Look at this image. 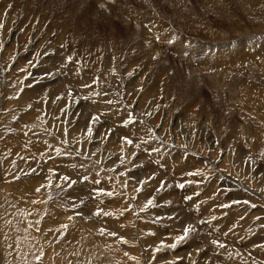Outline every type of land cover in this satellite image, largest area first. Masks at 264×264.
Segmentation results:
<instances>
[{
    "label": "rangeland",
    "instance_id": "obj_1",
    "mask_svg": "<svg viewBox=\"0 0 264 264\" xmlns=\"http://www.w3.org/2000/svg\"><path fill=\"white\" fill-rule=\"evenodd\" d=\"M134 29L136 41L129 38ZM86 36L88 45L81 40ZM0 71L9 73L0 81V264H46L48 236L68 255L49 249L53 259L62 257L57 264H95L84 248L89 244L98 247L102 264H264V0H0ZM66 72L75 78L53 94ZM28 87L41 96L34 111L19 104ZM94 101L107 110L89 112ZM72 130L84 140L81 154L84 146L92 150L90 160L87 152L81 156L87 161L78 157ZM71 158L81 173L75 184L67 172ZM88 163L95 165V191L87 194L91 178L82 171ZM9 172L24 176L8 182ZM33 179L42 183L41 201L21 195L36 189H28ZM77 190L89 196L77 200ZM94 195L103 198L94 203ZM83 201L89 208L81 209ZM60 205L69 232L54 237L45 210L55 213Z\"/></svg>",
    "mask_w": 264,
    "mask_h": 264
},
{
    "label": "bare ground",
    "instance_id": "obj_2",
    "mask_svg": "<svg viewBox=\"0 0 264 264\" xmlns=\"http://www.w3.org/2000/svg\"><path fill=\"white\" fill-rule=\"evenodd\" d=\"M44 1V0H43ZM49 1V0H48ZM45 2H46V0H45ZM81 2V1H80ZM80 2H79V5H80ZM97 2H100V1H97ZM164 2V1H163ZM174 2V1H173ZM77 3V2H76ZM165 3V2H164ZM48 4V3H47ZM51 4V3H50ZM78 4V3H77ZM77 4H75V5H77ZM95 4H96V2H95ZM147 4V3H146ZM73 5V4H72ZM103 5H105V4H103ZM108 5V4H107ZM148 5V4H147ZM39 6V5H38ZM48 6V5H47ZM162 6V5H161ZM240 6V5H239ZM245 6V5H244ZM35 7H37V6H35ZM59 7V6H58ZM67 7H69V6H67ZM77 7V6H76ZM75 7V8H76ZM85 7V6H84ZM90 7V6H89ZM222 7V6H221ZM50 8V10H55L56 9V7L53 9V6H51V7H49ZM62 8V7H61ZM131 7H128L127 6V8H126V10H129ZM116 9H118V8H116ZM175 9V8H174ZM49 10V9H48ZM60 10V9H59ZM121 10V9H120ZM131 10V9H130ZM44 11V10H43ZM62 12L63 11H65V10H61ZM132 11H134V10H132ZM171 11V10H170ZM175 11H176V9H175ZM174 11V12H175ZM178 11V10H177ZM258 11V10H257ZM36 12H40V11H37L36 10ZM35 12V13H36ZM259 12H260V10H259ZM42 13V12H41ZM44 13V12H43ZM72 13V12H71ZM115 13V12H114ZM47 14H49V13H47ZM54 14V13H53ZM74 14V13H73ZM67 15V14H66ZM69 15V14H68ZM133 15V14H132ZM140 15V14H139ZM143 15V14H142ZM142 15H141V17H142ZM40 16V15H39ZM49 16V15H48ZM55 16V15H54ZM63 16V15H62ZM137 16H138V14H137ZM260 16H261V14H260ZM38 17V16H37ZM42 17V16H41ZM45 17V16H44ZM51 17V16H50ZM53 17V16H52ZM61 17V16H60ZM144 17H146V16H144ZM54 18V17H53ZM52 18V19H53ZM150 18V17H149ZM148 18V19H149ZM52 19H50V20H52ZM145 19V18H144ZM148 19H145V20H148ZM42 20V19H41ZM54 20H56V19H54ZM253 20V19H252ZM141 21V20H140ZM155 22H157L156 21V19L154 20ZM51 22V21H50ZM56 22H58V21H56ZM71 22H72V20H71ZM142 22V21H141ZM148 22H149V20H148ZM43 23H45V21L43 22ZM54 23V22H53ZM99 23V22H98ZM154 23V22H153ZM47 24V23H46ZM73 24V23H72ZM144 24V23H143ZM142 24V25H143ZM148 25H149V23H147ZM158 24H159V22H158ZM56 25V24H55ZM145 25V24H144ZM59 26V25H58ZM124 26V25H123ZM141 26V25H140ZM65 27V26H64ZM67 27V26H66ZM78 27V26H77ZM80 27V26H79ZM132 27V26H131ZM130 27V28H131ZM136 27V26H135ZM148 27V26H147ZM231 27V26H230ZM44 28V27H43ZM143 28V27H142ZM109 29V28H108ZM122 29V28H121ZM58 30V29H57ZM81 30V29H80ZM112 30V29H111ZM136 30H138L137 32H139V33H144V32H142L141 31V28L139 29V27H138V29H136ZM141 32H140V31ZM222 30V29H221ZM17 31V30H16ZM130 31V30H129ZM195 31V30H194ZM232 31V30H231ZM58 32V31H57ZM80 32V31H79ZM111 32V31H110ZM126 32V31H125ZM134 32H135V29H134V31H133V34L132 33H130L129 32V38L132 40V41H136V38H135V35H134ZM145 32H147V31H145ZM151 32V31H150ZM149 32V33H150ZM200 32V31H199ZM11 33V32H10ZM139 33H138V37L137 38H140L142 41H143V37H141L142 35L140 34L139 35ZM13 34V33H12ZM77 35L79 34V33H76ZM95 34V33H94ZM136 34V33H135ZM151 34V33H150ZM257 34V33H256ZM16 35V33L15 34H13V36H15ZM63 35V34H62ZM87 35V34H86ZM102 35V34H101ZM112 35V34H111ZM113 35H114V33H113ZM123 35V34H122ZM125 35V34H124ZM144 35V34H143ZM175 35H177V34H175ZM64 36V35H63ZM79 36H81V33H80V35ZM148 36V35H147ZM152 36H154V37H157L156 35H152ZM65 37V36H64ZM116 37V36H115ZM127 38H128V36H126ZM125 36H124V39L126 38ZM146 37V36H145ZM154 37H152V38H154ZM164 37V36H163ZM162 37V38H163ZM97 38V37H96ZM109 38V37H108ZM128 38V39H129ZM209 38V37H208ZM101 39H103V38H101ZM119 39V38H118ZM118 39H116L117 40V42H118ZM151 39V38H150ZM167 43H168V41L169 40H172V37L171 38H169V37H165V38H163ZM81 40H83V42L82 43H84V44H87L88 43V37L86 36V37H82V39ZM123 40V39H122ZM213 40V39H212ZM222 40V39H221ZM126 41V40H125ZM148 41V40H147ZM172 41H174V40H172ZM215 41V40H214ZM220 41V40H219ZM34 42H37V37L35 36V38H34ZM111 42H112V40H111ZM120 43H121V41H119ZM123 42V41H122ZM127 42H129V40L127 41ZM127 42H125V43H127ZM144 42V41H143ZM212 42V41H211ZM42 43V42H41ZM102 43V42H101ZM116 43V42H115ZM124 43V44H125ZM132 43V42H131ZM136 43V42H135ZM151 43V42H150ZM174 43H176L175 45L174 44H172L173 46H172V48L173 47H175V48H177V50L178 49H181L180 47H183L182 45H179V42L177 41V40H175L174 41ZM133 44V43H132ZM138 44V43H137ZM145 44H147V43H145ZM177 44H178V46H177ZM218 44V43H217ZM34 45V44H33ZM36 45V44H35ZM88 45V44H87ZM87 45H84L85 47L87 46ZM128 45V44H127ZM148 45V44H147ZM147 45H145V47H148ZM153 45V44H152ZM69 46V45H68ZM92 46V45H91ZM95 46V45H94ZM150 46V45H149ZM163 46V45H162ZM168 46L170 47L171 45H168L167 44V48H168ZM98 47V46H97ZM131 46H129L128 48H130ZM151 47V46H150ZM154 47V46H153ZM89 48V47H88ZM94 48V47H93ZM96 48V47H95ZM95 48H94V50L93 51H95ZM123 48V47H122ZM121 48V49H122ZM126 48V47H125ZM128 48L126 49L127 50V52H128ZM214 48V47H213ZM217 48V47H216ZM33 49V48H32ZM77 49V48H76ZM34 50V49H33ZM92 50V49H91ZM120 50V49H119ZM153 50V49H152ZM151 50V51H152ZM182 50V49H181ZM129 51H130V49H129ZM155 51V50H154ZM158 51H159V49H158ZM45 52V51H44ZM92 52V51H91ZM130 52H132V51H130ZM179 52H180V50H179ZM147 53H148V51H147ZM151 53V52H150ZM154 53V52H153ZM159 53V52H158ZM235 53H238V51H235ZM11 54V53H10ZM70 54V53H69ZM89 54V53H88ZM91 54V53H90ZM93 54V53H92ZM146 54V53H145ZM156 54V53H155ZM21 55L23 56V54L21 53ZM20 55V56H21ZM153 55V54H152ZM235 55V54H234ZM240 55V54H239ZM5 56H7V55H5ZM10 56H12V55H10ZM33 56V55H32ZM144 57V56H143ZM152 57V56H151ZM156 57V56H155ZM155 57H152V58H154L155 59ZM158 57V56H157ZM95 59H96V56L94 57ZM181 58V57H180ZM242 58V57H241ZM149 59V58H148ZM162 59V58H161ZM239 59V58H238ZM237 59V60H238ZM37 60V59H36ZM144 60V59H143ZM156 60V59H155ZM158 60V59H157ZM160 60V59H159ZM154 61V60H153ZM152 61V62H153ZM164 61H165V59H164ZM232 61V60H231ZM243 60H241V63H243L242 62ZM158 62H160V61H158ZM157 62V63H158ZM239 62V61H238ZM238 62H234L235 64V66L236 67H238V68H240V69H242V68H246V67H244V65L243 66H240L239 65V63ZM110 63V62H109ZM23 64V63H22ZM112 64V63H111ZM152 64H155V63H152ZM244 64V63H243ZM246 64V63H245ZM248 64V63H247ZM88 65V64H87ZM234 65H233V67H234ZM43 66H44V64H43ZM113 66V65H112ZM171 66V65H170ZM169 66V67H170ZM228 66H230L229 68H232L231 66V64H229ZM27 67V66H26ZM35 67V66H34ZM148 67V66H147ZM30 68H32V67H30ZM176 68V67H175ZM227 68V67H226ZM160 69V68H159ZM172 69V68H171ZM5 70V69H4ZM31 70V69H30ZM111 70V69H110ZM163 70V69H162ZM178 70V69H177ZM6 71V70H5ZM35 71V70H34ZM61 71V70H60ZM172 71V70H171ZM232 71V70H231ZM230 71V72H231ZM14 72H18V71H14ZM21 72V71H20ZM32 72V71H31ZM229 72V71H228ZM229 72V73H230ZM0 73H1V71H0ZM19 73V72H18ZM28 73V72H27ZM182 73V72H181ZM226 73V72H225ZM233 73H234V71H233ZM245 73V72H244ZM35 74V73H34ZM70 74V75H69ZM209 74H210V72H209ZM218 74V73H217ZM228 74V73H227ZM226 74V76H229V75H227ZM243 74V73H242ZM1 75V74H0ZM24 75V74H23ZM22 75V76H23ZM177 75H178V73H177ZM182 75V74H181ZM191 75V74H190ZM219 75V74H218ZM220 75H221V73H220ZM2 77L0 78V81L1 82H3V78L5 79V77H9V73L7 74V73H5V74H2L1 75ZM20 76V75H19ZM29 76V75H28ZM39 76H41V75H39ZM112 76V75H111ZM195 76V75H194ZM49 77V76H48ZM75 78V74L74 73H68V72H66V73H61V75H60V79H62V82L60 83L61 85H59L60 86V89L59 90H57V89H54V93L53 94H56L57 92L59 93H61L62 92V88L64 87V86H66L67 84H65V83H67V82H69V81H73V79ZM190 77V76H189ZM212 77V76H211ZM243 77V76H242ZM19 78V77H18ZM28 78V77H27ZM79 78V79H78ZM15 79V78H14ZM32 79H33V77H32ZM56 79V78H55ZM54 79V80H55ZM76 79L78 80V82H83L84 84L86 83L87 84V82H86V78L85 77H83V75L82 76H77L76 75ZM94 79V78H93ZM220 79V78H219ZM218 79V80H219ZM18 80V79H17ZM53 80V79H52ZM173 80V79H172ZM20 81V80H19ZM26 81H30L29 79H26ZM43 81V80H42ZM51 81V80H50ZM57 81V80H56ZM149 81V80H148ZM32 82V81H31ZM89 82V81H88ZM170 82H171V80H170ZM173 82V81H172ZM217 82V81H216ZM225 82V81H224ZM19 83H21V82H19ZM50 83V82H49ZM91 83V82H90ZM95 84V83H94ZM148 84V83H147ZM174 84V83H173ZM241 84V83H240ZM32 85V84H31ZM37 85V84H36ZM57 85V84H56ZM64 85V86H63ZM58 86V87H59ZM70 86V85H69ZM89 86V85H88ZM37 87V86H36ZM35 87V88H36ZM53 87V86H52ZM2 88V87H1ZM0 88V89H1ZM41 88H42V86H41ZM70 88V87H69ZM92 88H94V87H91L89 90H91ZM100 88V87H99ZM114 88V87H113ZM112 89V88H111ZM235 89V88H234ZM238 88H236V90H237ZM240 89V88H239ZM36 89H34V88H30V87H28L27 89H26V91L20 96V98L19 99H22L21 101H20V103L19 104H21V106H24L27 110L29 109V111L31 110V111H34V99L36 100V105L38 104V102L41 100V96L40 95H38V93H36V91H35ZM47 90V89H46ZM93 90V89H92ZM241 90V89H240ZM39 91V90H38ZM41 91V90H40ZM133 91V90H132ZM238 91V90H237ZM259 91V90H258ZM1 92V91H0ZM89 92H91V91H89ZM64 93V92H63ZM177 93V92H176ZM240 93V92H239ZM40 94V93H39ZM48 94V93H47ZM53 94H51L52 96H53ZM229 94V93H228ZM258 94V93H257ZM96 95H98V94H96ZM100 95V94H99ZM168 95V94H167ZM263 95V94H262ZM261 95V96H262ZM48 96V95H47ZM169 96H170V94H169ZM253 96V95H252ZM260 96V97H261ZM49 97V96H48ZM75 97V96H74ZM99 97V96H98ZM163 97H164V95H163ZM55 98V97H54ZM81 98V97H80ZM91 98V97H90ZM101 98V97H100ZM7 99V98H6ZM53 99V98H52ZM102 99V98H101ZM100 99V100H101ZM168 99V98H167ZM258 99V98H257ZM61 100V99H60ZM53 101V100H52ZM95 102V101H94ZM227 102V101H226ZM251 102V101H250ZM258 102V101H257ZM52 104H53V102H52ZM222 104V103H221ZM230 104H232V103H230ZM254 104V103H253ZM42 105V104H41ZM56 105V104H55ZM215 105H217V104H215ZM227 105V104H226ZM34 106V107H33ZM52 106V105H51ZM78 106V105H77ZM88 106V105H87ZM254 106H256V105H254ZM254 106H253V108H254ZM9 107V106H8ZM57 107V106H56ZM81 107V106H80ZM105 107H107V105L106 104H104V103H102V102H99V103H97L96 104V102L94 103V104H92L90 107H89V112H90V110L92 109V112L93 113H98V111L99 112H101V113H103L104 111L103 110H107ZM222 107V106H221ZM53 108H54V106H53ZM58 108V107H57ZM108 108V107H107ZM237 109V108H236ZM59 110V109H58ZM230 110V109H229ZM253 110V109H252ZM40 111V110H39ZM88 111V110H87ZM109 111V110H108ZM28 112V111H27ZM105 112H107V111H105ZM254 112H256L255 110H254ZM57 113V112H56ZM83 113V112H82ZM226 113V112H225ZM252 113V112H251ZM99 114V113H98ZM116 114V113H115ZM114 114V115H115ZM21 115V114H20ZM80 115V114H79ZM97 115V114H96ZM100 115V114H99ZM113 115V116H114ZM122 115H124V114H122ZM255 115H256V113H255ZM260 115V114H259ZM58 116V115H57ZM87 116L90 118V120L92 121V120H94L93 119V117H91L92 115H88L87 114ZM111 116H112V114H111ZM112 116V117H113ZM185 116V115H184ZM184 116H182V117H184ZM105 117V116H104ZM104 117L102 118V119H104ZM118 117V116H117ZM123 117V116H122ZM180 117V116H179ZM178 117V118H179ZM186 117V116H185ZM184 117V118H185ZM258 117H260V119H261V115L260 116H258ZM42 118V117H41ZM114 118V117H113ZM116 118V117H115ZM224 118V117H223ZM254 118V117H253ZM39 119V118H38ZM121 119V118H120ZM186 119V118H185ZM188 119V118H187ZM50 120V119H49ZM174 120V119H173ZM182 120V119H181ZM111 121H113V120H111ZM120 121V120H119ZM118 121V122H119ZM186 121V120H185ZM189 121V120H188ZM188 121H187V123H188ZM118 122H115V123H117V124H119ZM177 122V121H176ZM14 123V122H13ZM180 123V122H179ZM7 124V123H6ZM5 124V125H6ZM186 124V123H185ZM11 125V124H10ZM16 125V124H15ZM120 125V124H119ZM123 125H125V124H123ZM122 125V126H123ZM171 125H172V123H171ZM176 125V124H175ZM188 125H190V124H188ZM3 126V125H2ZM51 126V125H50ZM5 127V126H4ZM46 127V126H45ZM129 127V126H128ZM172 127H174V125L172 126ZM8 128V127H7ZM130 128H132V126L130 125ZM5 129H6V127H5ZM19 129H20V127H19ZM75 129V128H74ZM125 129V128H124ZM51 130V129H50ZM76 130V129H75ZM132 130H134V129H132ZM132 130H131V133H133L132 132ZM248 131V130H247ZM38 132V131H37ZM42 132V131H41ZM135 132H136V129H135ZM138 132V131H137ZM136 132V133H137ZM2 133V132H1ZM30 133V132H29ZM72 133H73V135H74V138H72L73 139V141L75 142V144H77L76 145V147H75V149H77L78 150V148L80 147L81 148V143H82V145H84V140L82 141L81 140V138L82 137H79V136H77V132L75 133V132H73V130H72ZM140 133V132H139ZM139 133H137V134H139ZM142 133V132H141ZM140 133V134H141ZM144 133V132H143ZM43 134H45V133H42V134H39L43 139H47L48 137H51V135H43ZM47 134V133H46ZM50 134V133H49ZM63 134V133H62ZM107 134H109V133H107ZM118 134V133H117ZM130 134V133H129ZM139 134V135H140ZM56 135V134H55ZM59 135H61V133L59 134ZM58 135V136H59ZM99 135V134H98ZM122 135H124V134H122ZM121 135V136H122ZM136 135V134H135ZM247 135H248V133H247ZM67 136V135H66ZM71 136V135H70ZM92 136V135H91ZM102 136V135H101ZM107 136V135H106ZM110 136V135H109ZM109 136H107L108 137V139H109ZM116 136V135H115ZM127 136V135H126ZM134 136V135H133ZM132 136V137H133ZM61 137H63V136H61ZM89 137V136H88ZM103 137V136H102ZM114 137V136H113ZM130 137V136H129ZM131 137V138H132ZM141 137V136H140ZM139 137V138H140ZM220 137V136H219ZM60 138V137H59ZM63 138H65V137H63ZM79 138V139H78ZM94 138H96L95 136H94ZM101 138V137H100ZM134 138V137H133ZM213 138V137H212ZM56 139V138H55ZM68 139H70V141H71V138H68ZM67 139V140H68ZM111 139V138H110ZM109 139V140H110ZM114 139V138H113ZM125 139H127V138H125ZM129 139V138H128ZM59 140V139H58ZM118 140V139H117ZM130 140V139H129ZM137 141H139L138 140V137H137V139H136ZM141 140V139H140ZM53 141H55L54 139H53ZM120 141V140H119ZM132 141V140H131ZM212 141V140H211ZM215 141V140H214ZM1 142V141H0ZM11 142V141H10ZM39 142V141H38ZM46 142V141H45ZM63 142V141H62ZM61 142V143H62ZM65 142V141H64ZM67 142V141H66ZM86 142V141H85ZM93 142V141H92ZM121 142V141H120ZM253 142V141H252ZM89 143V142H88ZM94 143V142H93ZM107 143H111V142H107ZM136 143V142H135ZM41 144V143H40ZM47 144V143H46ZM74 145V144H73ZM89 145V144H88ZM90 145H92V143L90 144ZM103 145V144H102ZM138 145V144H137ZM35 146V145H34ZM43 146V145H42ZM78 146V147H77ZM139 146V145H138ZM33 147V146H32ZM47 147V146H46ZM61 147V146H60ZM64 147V146H63ZM85 148H84V150H83V154H85V152H87L88 151V149H87V147L86 146H84ZM89 148V147H88ZM10 149V148H9ZM44 149V148H43ZM47 149H50V145H49V148H47ZM74 149V148H73ZM93 149H95V148H93ZM26 150V149H25ZM40 150V148H38V151ZM46 150V149H45ZM76 150V151H77ZM86 150V151H85ZM107 150V149H106ZM223 150V149H222ZM34 151V150H33ZM49 151V150H48ZM51 151V150H50ZM75 151V150H74ZM92 151V150H91ZM91 151L89 150V152L90 153H88V157H89V159L88 160H90V158H91ZM93 151H95V150H93ZM13 152V151H12ZM40 152V151H39ZM61 153V155L62 156H64L63 154H62V150L60 151ZM78 152H80L79 150H78ZM108 152V151H107ZM144 152V151H143ZM149 152V151H148ZM226 152V151H225ZM158 153V152H157ZM41 154V153H40ZM83 154H81V152H80V155L78 156L80 159H82V160H86L87 161V159L86 158H81V156H83ZM144 154V153H143ZM150 154V153H149ZM44 155V154H43ZM48 155V154H47ZM71 155V157H72V154H70ZM75 155V154H74ZM73 155V156H74ZM146 155H148V153L146 154ZM152 156H153V154H151ZM159 155V154H158ZM59 156V155H58ZM57 156V157H58ZM143 156V155H142ZM145 156V155H144ZM149 156V155H148ZM55 157V156H54ZM151 156H149V158H150ZM155 157L156 158H158L156 155H155ZM227 157V156H226ZM93 158V157H92ZM105 158V157H104ZM145 158H146V156H145ZM144 158V159H145ZM152 158H154V157H152ZM151 158V159H152ZM160 158V157H159ZM7 159V158H6ZM65 159V158H64ZM142 159V158H141ZM34 160V159H33ZM59 160H63L62 158H59ZM92 160V159H91ZM96 160V159H95ZM121 160H122V158H121ZM120 160V161H121ZM125 160V159H124ZM146 160V159H145ZM144 160V161H145ZM148 160V159H147ZM155 160V159H154ZM157 160V159H156ZM155 160V161H156ZM58 161V159H56V161H52V163H53V165H52V167H55V162H57ZM67 161V160H66ZM69 161H71L70 163H68V165H69V169H67L68 171V173L71 175V176H69V178H71V180L73 179V181H78L79 179H81V177H80V172L78 171V170H75L74 168H75V161L73 160V158H71V160H69ZM112 161V160H111ZM114 161H116V160H114ZM114 161H112V162H114ZM140 161V160H139ZM159 161V160H158ZM215 161V160H214ZM68 162V161H67ZM123 162V161H122ZM146 162V161H145ZM160 162V161H159ZM211 162H213V161H211ZM126 163V162H125ZM157 163V162H156ZM163 164H164V162H162ZM209 162H207V164H208ZM215 163V162H214ZM84 164H85V162H81V165L82 166H84ZM98 164V163H97ZM110 164V163H109ZM113 164V163H112ZM122 164H124V163H122ZM176 164V163H175ZM210 164V163H209ZM1 165V164H0ZM157 165V164H156ZM184 165V164H183ZM45 166V165H44ZM43 166V167H44ZM95 167V165L94 164H90V163H88L85 167H84V169H83V171H82V174L84 175V177H87V176H90L89 178H88V180L91 178V180L88 182V185H87V188L85 189V191L87 192V194H88V192L89 193H92L93 192V190H94V188H93V186H95V184L92 182L95 178H94V175L92 176L91 175V173H92V171L93 170H91L92 169V167ZM116 166V165H115ZM162 166V165H161ZM160 165H158V167H161ZM164 166V165H163ZM182 166V165H181ZM206 166H208V165H206ZM47 167V166H46ZM51 167V166H50ZM133 167V166H132ZM145 167V166H144ZM214 167V166H213ZM2 168V167H1ZM6 168V167H5ZM91 168V169H90ZM148 168V167H147ZM147 168H145V169H147ZM176 168V167H175ZM179 168V167H178ZM94 169V168H93ZM101 169V168H100ZM144 169V170H145ZM165 169V168H164ZM171 169V168H170ZM118 170H119V168H118ZM126 170V169H125ZM144 170H142V171H144ZM163 170V169H162ZM167 170V169H166ZM181 170H183V169H181ZM31 171L32 170H30V169H25V170H23V172H24V174H30L31 173ZM43 171H44V173L46 174L47 172L43 169ZM232 171H234V170H232ZM252 171V170H251ZM22 172V171H21ZM21 172L20 173H11V172H9L10 174L8 175L7 173H6V178H4V180H7L8 182L9 181H14L15 183H18L19 182V180H18V178L20 177V176H24V174H21ZM40 172V169H39V171H38V173ZM48 172H49V170H48ZM146 172V171H145ZM183 172V171H182ZM1 173V172H0ZM43 173V172H42ZM173 173V172H172ZM48 175H50L49 173H47ZM42 175V174H41ZM47 175V176H48ZM99 175V174H98ZM132 175V174H131ZM46 176V175H45ZM96 176V175H95ZM3 177L4 176H1L0 177V181L2 180L3 181ZM21 178V177H20ZM98 178V177H97ZM84 179V178H83ZM99 179V178H98ZM24 180H25V178H24ZM70 180V181H71ZM97 181V180H96ZM6 182V181H5ZM13 182V183H14ZM80 182V181H79ZM79 182H77L78 184H79ZM236 181H234V180H229V182H228V184L230 183L231 185H236V183H235ZM241 182V181H240ZM20 183H23V182H20ZM83 183V182H82ZM237 183H238V181H237ZM75 184V183H74ZM145 184V183H144ZM169 184V183H168ZM243 184V183H242ZM18 185V184H17ZM25 185V184H24ZM42 185V183L41 182H39V180L38 179H33V180H29V188L28 189H31V187L30 186H32L33 188H36V189H39V191H37L36 189L35 190H33V191H30V192H27V194L26 193H21V195H22V197L23 196H25V195H27L28 196V193H29V196H31V198L33 199V198H37V201H39L38 199H40V201H41V198H40V196H39V194L43 191V190H41V186ZM96 185H98V183L96 182ZM147 185V184H146ZM145 185V186H146ZM143 186V185H142ZM140 187V186H139ZM32 188V189H33ZM80 188H82V186H81V184H80ZM90 188V189H89ZM22 189V188H21ZM28 189H25L24 188V190H28ZM144 189H146V188H144ZM17 190V189H16ZM141 190V189H140ZM18 192L20 191V189L19 190H17ZM22 191V190H21ZM44 191H47V189L45 188L44 189ZM54 191V190H53ZM95 191V190H94ZM153 191V190H152ZM151 191V192H152ZM51 192V191H50ZM50 192H48L47 194L49 195V197L52 195V194H50ZM144 192V191H143ZM142 192V193H143ZM45 193V192H44ZM73 193H75V194H77V200H78V198H79V195L80 194H82L83 195V199L82 200H84V199H86L85 198V196H89V195H85L84 193H82V191L80 190H77L76 192H73ZM105 193V192H104ZM68 194V193H67ZM62 195V194H61ZM144 195V194H143ZM235 195H238V194H235ZM14 196V195H13ZM93 196V195H92ZM95 196V198H91L90 200H92V201H94V203H95V201L96 200H101V198H103V197H101V196H96V195H94ZM153 196V195H152ZM6 197V196H5ZM11 198V197H10ZM255 198V197H254ZM50 199V198H49ZM15 200H18V198L16 199L15 198ZM28 200H30V198L28 199ZM35 200V199H34ZM88 200V199H87ZM157 200V199H156ZM156 200H154V201H156ZM33 201V200H32ZM36 201V200H35ZM47 201V200H46ZM158 201V200H157ZM258 201V200H257ZM23 202V201H22ZM21 202V203H22ZM66 202V201H65ZM99 202V201H98ZM161 202V201H160ZM34 203V202H33ZM42 203V202H41ZM46 202H44V203H42V204H45ZM63 203V202H62ZM67 203V202H66ZM92 203V202H91ZM157 203V202H156ZM162 204H163V202H161ZM29 204V203H28ZM37 204V203H36ZM40 204V203H39ZM60 204V203H59ZM83 206L81 207V209H83V208H85V209H87V208H89L88 206H86L87 204H89V201H88V203L86 204L84 201H83ZM93 204V203H92ZM100 204V203H99ZM32 205V204H31ZM34 205V204H33ZM153 205H155L154 203H153ZM12 206H13V204H12ZM29 206V205H28ZM35 206V205H34ZM37 206V205H36ZM152 206V205H151ZM161 206V205H160ZM39 207V206H38ZM45 207V206H44ZM148 207V206H147ZM146 207V208H147ZM32 208H34V207H32ZM145 208V209H146ZM26 209V208H25ZM37 209H39V208H35V211L37 210ZM42 209V208H41ZM46 208H44V210H45ZM85 209H84V211H85ZM148 210V209H147ZM48 211V212H47ZM87 211V210H86ZM145 211V210H144ZM261 211V210H260ZM2 212H4V210L2 211ZM45 212H46V217H48L49 218V220H50V222H52V224H55V226H56V230L55 231H53L52 232V236H54V235H64L65 236V234L67 235L68 234V228L66 227H63L64 225H62L61 224V220L64 218V217H69V214H68V211H67V208L65 207V210L62 208V206L60 205V207L56 210V212L55 213H53V211H52V209L51 208H48V210L46 209L45 210ZM89 212V211H88ZM141 212H143V211H141ZM91 213V212H90ZM58 216H57V215ZM48 215V216H47ZM54 217H53V216ZM87 215V214H86ZM145 214L144 213H142V216H144ZM262 216V215H261ZM33 217V216H32ZM83 217H85V216H83ZM263 217V216H262ZM34 218V217H33ZM68 219V218H67ZM29 220V219H28ZM64 220V219H63ZM30 221H31V219H30ZM29 221V222H30ZM33 221V220H32ZM74 221V220H73ZM28 222V223H29ZM36 222V221H35ZM34 222V223H35ZM82 223H84V222H82ZM76 227H80L81 225H78V222L76 223ZM33 226H36V224L35 225H33ZM31 227V226H30ZM82 227L83 226H81L80 227V230L82 229ZM33 228V227H32ZM36 228V227H35ZM116 228V227H115ZM123 229V228H122ZM29 230H31V229H29ZM83 230V229H82ZM128 230V229H127ZM71 231V230H70ZM123 232V231H122ZM120 233V232H119ZM70 234V233H69ZM26 236V235H25ZM55 237V236H54ZM47 240V242L49 243V245H48V253L46 252V250H45V255H46V258H45V263L46 264H53L54 262H55V264H57V262H62V257H56V256H54L55 257V259H53V255L54 254H51V251L49 250V249H52V247L53 248H55V253L57 254V253H59V254H61V255H63V256H68V255H66L67 254V252L65 251V250H63V248H61L60 250H57V248L54 246V241L52 240V238L51 237H47L46 238ZM55 239V238H54ZM64 239H65V237H64ZM75 237H74V241H75ZM78 239V238H77ZM77 239H76V242H77ZM129 239V238H128ZM25 240H26V238H25ZM262 240V239H261ZM73 241V240H72ZM233 241V240H232ZM27 242V241H26ZM78 243V242H77ZM94 243V242H93ZM81 244V243H80ZM78 245V244H77ZM79 246V245H78ZM85 247V249L87 250V253H89L90 255H92L94 258H93V260H91L92 262H94L95 264H102L101 263V261H103V260H101V256H98L97 255V251H99V249H98V247H96V244H95V247L93 248V246H92V248H91V244H89V245H84ZM46 248V247H45ZM194 248V247H193ZM90 251H89V250ZM91 249H92V251H91ZM20 250V249H19ZM197 251V250H196ZM260 253V252H259ZM18 254V253H17ZM22 254H23V252H22ZM193 254V253H192ZM199 254V253H198ZM194 255H196V254H194ZM200 255V254H199ZM198 255V256H199ZM17 257V256H16ZM196 258V257H195ZM194 258V259H195ZM70 259V258H69ZM101 260V261H100ZM68 261V259L65 261V263H63V264H70V263H68L67 262ZM20 262V261H19ZM209 262V261H208ZM43 264V260L42 261H40L39 262V264ZM23 264V263H22ZM33 264H34V262H33Z\"/></svg>",
    "mask_w": 264,
    "mask_h": 264
},
{
    "label": "snow or ice",
    "instance_id": "obj_3",
    "mask_svg": "<svg viewBox=\"0 0 264 264\" xmlns=\"http://www.w3.org/2000/svg\"><path fill=\"white\" fill-rule=\"evenodd\" d=\"M69 60H71V57H69ZM89 134H91V132H90V130H89ZM126 142L127 143H129V144H131L132 143V141L131 140H126ZM57 154H60V150L59 149H57ZM194 173H189L188 175H193ZM64 180H68L69 178L68 177H64L63 178ZM84 179H87V177H84ZM72 183H75V181H72ZM179 187H181V188H183L184 187V185L183 184H180L179 185ZM37 191H39V189H37ZM106 195H108V196H112L113 195V193L112 192H107V193H105ZM187 199H191V197H187ZM245 203H247V201H245ZM147 204L148 205H152L153 204V201L152 200H149L148 202H147ZM147 206V205H146ZM225 207H228V205H225ZM252 207H256L255 205H252ZM142 211H143V209H141ZM100 213L99 212H97V215H99ZM105 215H109V213H104ZM70 219H71V217H70ZM257 219H259V217H257ZM63 227H67V225H64ZM191 230V227H189L188 229H185V235L184 236H180V237H178L177 238V243H179L180 241H182V240H184L185 238H186V235H187V233H188V231H190ZM112 235H115V233H112ZM125 243L127 242V241H124ZM213 243H217L216 241H213ZM168 247H170V248H175L176 247V244H170V245H168ZM220 247H224V245H220ZM157 251H159V249H157Z\"/></svg>",
    "mask_w": 264,
    "mask_h": 264
}]
</instances>
